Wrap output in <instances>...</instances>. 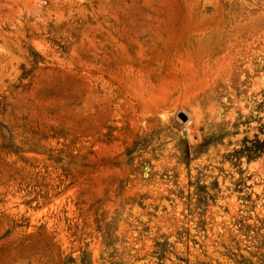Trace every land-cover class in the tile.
Here are the masks:
<instances>
[{"label":"rangeland","instance_id":"1","mask_svg":"<svg viewBox=\"0 0 264 264\" xmlns=\"http://www.w3.org/2000/svg\"><path fill=\"white\" fill-rule=\"evenodd\" d=\"M0 264H264V0H0Z\"/></svg>","mask_w":264,"mask_h":264},{"label":"water","instance_id":"2","mask_svg":"<svg viewBox=\"0 0 264 264\" xmlns=\"http://www.w3.org/2000/svg\"><path fill=\"white\" fill-rule=\"evenodd\" d=\"M179 118H180L183 122H185L186 119H187V117H186L185 115H183V114H180V115H179Z\"/></svg>","mask_w":264,"mask_h":264},{"label":"bare ground","instance_id":"3","mask_svg":"<svg viewBox=\"0 0 264 264\" xmlns=\"http://www.w3.org/2000/svg\"><path fill=\"white\" fill-rule=\"evenodd\" d=\"M262 172V171H261Z\"/></svg>","mask_w":264,"mask_h":264}]
</instances>
